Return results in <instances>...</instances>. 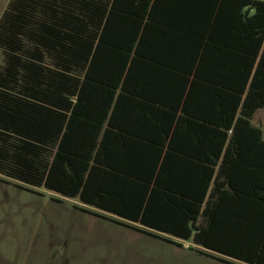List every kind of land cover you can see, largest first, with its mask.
Segmentation results:
<instances>
[{
	"label": "trees",
	"instance_id": "obj_1",
	"mask_svg": "<svg viewBox=\"0 0 264 264\" xmlns=\"http://www.w3.org/2000/svg\"><path fill=\"white\" fill-rule=\"evenodd\" d=\"M262 108L264 0H10L0 17L2 180L224 264H264Z\"/></svg>",
	"mask_w": 264,
	"mask_h": 264
},
{
	"label": "rangeland",
	"instance_id": "obj_2",
	"mask_svg": "<svg viewBox=\"0 0 264 264\" xmlns=\"http://www.w3.org/2000/svg\"><path fill=\"white\" fill-rule=\"evenodd\" d=\"M9 1L0 0V17ZM254 123L264 131V110ZM58 198L5 183L0 176V264H224L191 249V242L172 245Z\"/></svg>",
	"mask_w": 264,
	"mask_h": 264
},
{
	"label": "crops",
	"instance_id": "obj_3",
	"mask_svg": "<svg viewBox=\"0 0 264 264\" xmlns=\"http://www.w3.org/2000/svg\"><path fill=\"white\" fill-rule=\"evenodd\" d=\"M261 110H264V108H262V109H259L257 112H256V114H255V116H254V118H253V124L256 126V127H258V128H260V129H262V127H261V125L259 126V125H257V124H255L254 123V120H255V118H256V115H257V113L259 112V111H261ZM262 131H263V129H262ZM263 133H264V131H263ZM227 193H228V195L226 194L225 195V197H224V202H223V204H222V207H224V208H228V209H231V210H240L241 209V207H242V204H244V202L240 199V198H238L236 195H235V193L234 192H232V190H227ZM241 197V196H240ZM180 242H186V241H180Z\"/></svg>",
	"mask_w": 264,
	"mask_h": 264
}]
</instances>
